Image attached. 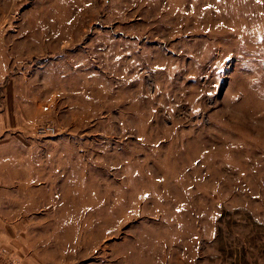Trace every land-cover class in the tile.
<instances>
[{"label": "rangeland", "instance_id": "374dc122", "mask_svg": "<svg viewBox=\"0 0 264 264\" xmlns=\"http://www.w3.org/2000/svg\"><path fill=\"white\" fill-rule=\"evenodd\" d=\"M0 264H264V0H0Z\"/></svg>", "mask_w": 264, "mask_h": 264}]
</instances>
